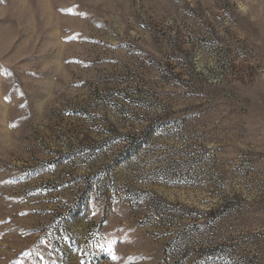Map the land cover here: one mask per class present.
<instances>
[{
  "label": "rangeland",
  "instance_id": "rangeland-1",
  "mask_svg": "<svg viewBox=\"0 0 264 264\" xmlns=\"http://www.w3.org/2000/svg\"><path fill=\"white\" fill-rule=\"evenodd\" d=\"M0 264H264V0H0Z\"/></svg>",
  "mask_w": 264,
  "mask_h": 264
}]
</instances>
